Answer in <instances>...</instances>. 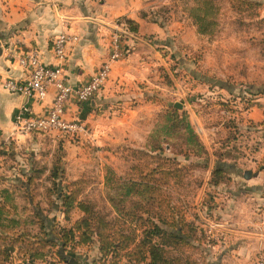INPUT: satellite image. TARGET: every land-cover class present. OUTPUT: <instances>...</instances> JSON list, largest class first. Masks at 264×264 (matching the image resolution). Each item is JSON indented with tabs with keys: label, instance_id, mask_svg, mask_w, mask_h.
I'll list each match as a JSON object with an SVG mask.
<instances>
[{
	"label": "crops",
	"instance_id": "crops-1",
	"mask_svg": "<svg viewBox=\"0 0 264 264\" xmlns=\"http://www.w3.org/2000/svg\"><path fill=\"white\" fill-rule=\"evenodd\" d=\"M250 1L259 4V18H264V0ZM121 19L135 23L137 32H127L118 24ZM59 35L75 38L67 42L62 63L74 89L108 61L115 35L125 53L110 63L105 85L92 101L80 105L70 100L64 118L79 121L83 133L74 138L14 134L15 114L26 108L42 116L55 90L50 88L43 101L3 90L4 79L25 77L11 56L37 50L45 64H59L51 42ZM203 39L175 0H0V223L10 228L0 235L24 228L36 233V218L46 226L75 223L81 217L77 208L66 223L57 196L53 202L47 197L53 164L61 162V186H66L83 183L90 169L98 172L115 160L122 162L126 152L150 153L149 138L159 118L180 104L174 109L186 116L198 144L186 143L195 153L194 159H184L203 165L197 168L206 174L203 185L216 194L209 212L214 227L208 264H264V96L249 88L250 104L243 108L237 96L255 80L250 65L244 64L238 75L230 63L225 72L218 69L215 54L222 49L213 41L205 54L210 77L198 76L202 60L192 62L189 53L206 51ZM219 83L225 87L212 86ZM227 101L229 112L219 104ZM214 168L224 170L227 178L217 187L209 185ZM17 250L11 263L3 264H29ZM77 255L85 263L54 264H98L94 245Z\"/></svg>",
	"mask_w": 264,
	"mask_h": 264
},
{
	"label": "trees",
	"instance_id": "trees-1",
	"mask_svg": "<svg viewBox=\"0 0 264 264\" xmlns=\"http://www.w3.org/2000/svg\"><path fill=\"white\" fill-rule=\"evenodd\" d=\"M175 1L183 7L198 35L211 38L216 34V30H213L212 27L216 25L218 10L213 0ZM235 1L242 5L259 8V4L255 1ZM118 24L123 25L127 32L134 34L137 32V25L130 20L121 19ZM215 86L223 88L225 84L219 83ZM248 89L246 87L237 96L240 98L239 103L243 108H248L252 97V93ZM256 94L254 93V95ZM260 95L264 96V92L261 91ZM219 104L224 106L228 112L231 110L229 101ZM180 130L186 134L185 144L191 143L198 146L189 129L186 116L174 108H169L159 118L155 130L149 138L150 153H145V155L150 157L157 154L158 158L163 157V145L168 144L169 136ZM199 156L201 155L199 154ZM163 159L162 161H169V159ZM61 168L60 161L55 162L51 168L49 175L51 185L47 190V197L52 198L61 193L60 206L66 223L69 222L70 213L75 208L79 210L81 217L70 226L56 225L55 223H49L46 226L42 220L36 218L35 224L38 227L36 233H31L26 228L21 229L20 233H3L0 235V264L11 263L14 250L17 247L20 248L18 250L29 264L68 263L67 257H64L63 254L70 255L75 263L82 261L85 263L86 260L78 256L77 251L93 245L97 248L98 264H120L122 260L125 261L124 264H197L189 256L176 254L181 248L189 247L191 244L190 240L193 239V236L183 235V229L188 225H185L186 223L183 221L176 222L174 220L171 223H165L164 220H159L160 216L151 218L154 216L152 194L158 189L157 185L154 186L151 178L157 176L158 173L162 179L165 175L178 178V173L176 174L178 171L148 169L147 173L142 172L136 179L128 177L123 180L108 173L110 172L108 170L104 186H115L113 188L116 191L115 196L109 197V203L120 205V207L112 206L114 212L123 218V223H120L115 219L107 220L92 203L79 199L83 190L82 188L75 189V187L80 185V182L61 186ZM225 181V171L214 168L211 172L209 185L217 187ZM125 202L131 203L127 209L123 206ZM170 210L172 211L171 208ZM145 216L148 219H144ZM154 219L159 222H153ZM134 221L139 223L140 233L136 228H131L128 225ZM126 223L128 224L126 225ZM0 227V230L10 229L1 223ZM165 227L167 228L165 229ZM192 230L194 231L193 228Z\"/></svg>",
	"mask_w": 264,
	"mask_h": 264
},
{
	"label": "rangeland",
	"instance_id": "rangeland-1",
	"mask_svg": "<svg viewBox=\"0 0 264 264\" xmlns=\"http://www.w3.org/2000/svg\"><path fill=\"white\" fill-rule=\"evenodd\" d=\"M213 2L218 10L216 25L212 27L213 30H216V34L211 38L203 37L202 46L203 49L206 47V51H202L201 55L197 54L200 53L199 51L189 53L192 62L199 57L202 60L201 66L198 67L200 69L198 70V76L200 75L204 79L210 77V60L206 56H209V45L213 41L216 46L222 49V52L215 54L218 69L222 68L223 72H225L226 66L230 63L231 72L238 75L242 72L244 64L248 63L250 65L251 78L253 77L255 80L244 87L264 92V18H259V8L242 5L235 0H213ZM179 6L184 11L180 4ZM205 54L207 55L205 56ZM191 72L195 73V69L192 68ZM257 75H262L259 77L260 80ZM212 76L216 78L215 75ZM220 77L216 78V81L222 79ZM212 86L215 85L212 84ZM177 132L168 138L167 145L170 146V151L163 150V155L161 154L164 159H169L168 162L161 156L158 158L157 154L147 157L145 152L141 151L126 152L125 157L121 160L122 162L115 160L112 164L103 166L98 172L90 169L87 175L83 176V183L75 187V189L82 188L84 195L80 196V199L82 197L81 200L92 203L95 209L107 220L115 219L123 223L121 215L116 214L112 208L114 205H117V207H120V205L109 203V197L115 196L116 191L113 190L115 186H104V179L108 170H110L108 173L114 174L123 180L128 177L136 179L142 172L147 173L148 169L178 171L176 172V174L178 173V178L165 175L162 179L159 173L154 178H151L154 186L157 185L159 189L152 194L154 196H152L154 200L152 213L154 216L151 218L160 216L159 220H164L165 223H171L173 220L186 223L185 225H188V227H184L183 235H191L194 240L191 239L190 246L181 248L176 254L189 256L197 264H208L210 260H208L207 256L213 246L211 230L214 227V217H209V212L214 205L213 197L216 194L213 190L203 185L206 174L197 169L200 162L189 163L184 159L187 155L189 160L190 158L194 159L192 155L195 152L193 148L191 151L186 148V144H184L185 132L183 133L181 130ZM135 168L136 170H133ZM56 196L60 201L61 193ZM56 196L52 197V202L56 199ZM130 204V202H125L123 206L127 209L131 206ZM146 218L148 219L147 216L144 217V219ZM159 220L154 219L153 222H159ZM138 224V222L134 221L128 225L131 228H136L138 233H140ZM222 230L225 231V229ZM17 249L20 248H15V250ZM18 253H20L19 250H17L16 254L18 255ZM63 256L67 257V261L72 259L70 255L63 254ZM124 263L125 261L122 260L120 264Z\"/></svg>",
	"mask_w": 264,
	"mask_h": 264
},
{
	"label": "built area",
	"instance_id": "built-area-1",
	"mask_svg": "<svg viewBox=\"0 0 264 264\" xmlns=\"http://www.w3.org/2000/svg\"><path fill=\"white\" fill-rule=\"evenodd\" d=\"M69 40L75 41V38L70 39L66 35H59L51 41L55 61L59 64H45L37 50L27 51L17 57L11 56V59L13 58L23 70L25 77L23 81L4 79L1 82L3 90L37 101H43L50 88L55 90L53 100L42 116L31 115L26 108L15 114L14 134L19 136L55 134L58 137L74 138L84 132L79 121L64 118L70 100L74 98L80 105L92 101L105 85L110 63L123 58L125 51L122 49L121 38L115 35L108 61L101 65L85 85L74 89L66 82L63 75L62 63L66 58L65 46Z\"/></svg>",
	"mask_w": 264,
	"mask_h": 264
},
{
	"label": "water",
	"instance_id": "water-1",
	"mask_svg": "<svg viewBox=\"0 0 264 264\" xmlns=\"http://www.w3.org/2000/svg\"><path fill=\"white\" fill-rule=\"evenodd\" d=\"M174 108L181 109V105L180 104H174Z\"/></svg>",
	"mask_w": 264,
	"mask_h": 264
}]
</instances>
